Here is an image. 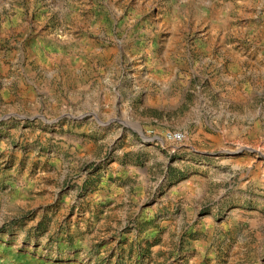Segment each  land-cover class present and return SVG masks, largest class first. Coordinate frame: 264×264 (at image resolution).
<instances>
[{
	"label": "rangeland",
	"instance_id": "obj_1",
	"mask_svg": "<svg viewBox=\"0 0 264 264\" xmlns=\"http://www.w3.org/2000/svg\"><path fill=\"white\" fill-rule=\"evenodd\" d=\"M0 264H264V0H0Z\"/></svg>",
	"mask_w": 264,
	"mask_h": 264
},
{
	"label": "built area",
	"instance_id": "obj_2",
	"mask_svg": "<svg viewBox=\"0 0 264 264\" xmlns=\"http://www.w3.org/2000/svg\"><path fill=\"white\" fill-rule=\"evenodd\" d=\"M185 138L182 132H171L168 131L164 134V139L170 142H180Z\"/></svg>",
	"mask_w": 264,
	"mask_h": 264
},
{
	"label": "crops",
	"instance_id": "obj_3",
	"mask_svg": "<svg viewBox=\"0 0 264 264\" xmlns=\"http://www.w3.org/2000/svg\"><path fill=\"white\" fill-rule=\"evenodd\" d=\"M261 167V166H260Z\"/></svg>",
	"mask_w": 264,
	"mask_h": 264
}]
</instances>
